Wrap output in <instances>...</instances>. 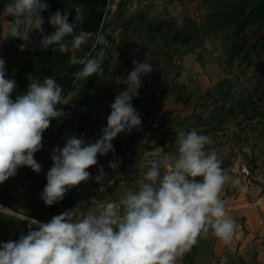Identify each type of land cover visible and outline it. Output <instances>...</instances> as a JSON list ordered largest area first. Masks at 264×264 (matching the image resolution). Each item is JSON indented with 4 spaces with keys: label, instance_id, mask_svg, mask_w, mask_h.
<instances>
[{
    "label": "clouds",
    "instance_id": "9594fccd",
    "mask_svg": "<svg viewBox=\"0 0 264 264\" xmlns=\"http://www.w3.org/2000/svg\"><path fill=\"white\" fill-rule=\"evenodd\" d=\"M48 7L45 0H4L0 11L4 38H19L23 43L18 47L23 50L33 32H39L41 48L52 46L65 52L88 41L90 34L77 30L75 19L69 22V13L59 9L48 17L53 30L45 33L41 13ZM96 45L102 47L95 56L77 61L82 67L76 76L86 79L102 71L109 45L102 31L95 33ZM151 59L146 53L143 60L132 61L134 67L126 77H114L125 88L111 103L106 126L95 141L73 134L62 147H53L52 165L40 193L45 205L62 200L71 187L87 181L97 155L114 150L111 142L117 134L141 124L132 100L142 86L141 78L153 70ZM5 63L0 57V183L20 166L41 171L34 153L41 149L42 134L51 121L65 115L58 105L68 102L63 85L53 75L33 79L26 91L13 98L16 80L6 76ZM175 134L174 150L152 160L138 186L127 188L118 199L105 200L98 210L82 200L46 222L23 216L28 228L18 239L0 242V264H177L178 257L209 229L230 241L236 220L220 195L229 176L211 147L212 136L195 127ZM103 178L101 169L95 179Z\"/></svg>",
    "mask_w": 264,
    "mask_h": 264
},
{
    "label": "rangeland",
    "instance_id": "374dc122",
    "mask_svg": "<svg viewBox=\"0 0 264 264\" xmlns=\"http://www.w3.org/2000/svg\"><path fill=\"white\" fill-rule=\"evenodd\" d=\"M98 1L100 23L74 57L73 89L68 102L71 106L65 108L70 111L67 115L80 120L79 136L92 142L101 135L111 103L125 88L114 77H126L134 67V59L143 60L150 53L153 70L141 78L142 86L132 100L143 117L141 124L117 134L111 142L114 150L98 154L97 164L88 169L91 177L71 187L62 201L72 204L76 187H90L91 191L93 184L109 189L98 197L118 199L132 187L129 181L134 180L138 186L141 173L152 160H160L162 153L174 150L176 131L195 127L212 136L211 147L217 150L228 173L229 179L220 193L225 204L229 205L232 198L239 199L264 215V49L261 56L252 53L248 60L230 61L220 35L205 37L202 45L192 50L184 43L175 47L171 30L184 26L186 18L204 21L208 0ZM97 31H102L109 40L102 71L86 79L76 76L82 67L77 61L95 56L102 47H93ZM246 32L252 41L253 30L249 27ZM55 144H50L52 149L62 145L61 139ZM41 151L34 153L41 164L40 174L22 166L14 176L0 183V242L18 239L27 230L25 215L34 218L35 213L45 209L35 219L46 222L53 215L70 210L62 204L55 209L54 205L45 208L40 193L52 160L49 152ZM101 169L106 172L113 169L121 179L114 178L113 184H108L103 175V180L97 182L95 177ZM26 177L32 182L21 187ZM121 181L125 186L119 184Z\"/></svg>",
    "mask_w": 264,
    "mask_h": 264
},
{
    "label": "crops",
    "instance_id": "0c3cea01",
    "mask_svg": "<svg viewBox=\"0 0 264 264\" xmlns=\"http://www.w3.org/2000/svg\"><path fill=\"white\" fill-rule=\"evenodd\" d=\"M45 2L49 5L41 13L44 19L42 28L45 33H50L53 30V26L48 23V17L58 9L62 12L67 11L69 13V22L75 19L78 28H87L88 24L84 20L81 10L77 11L78 8L74 5L76 0H45ZM3 7L4 0H0V11L3 10ZM5 19H10V17H5ZM3 27L4 25L0 24V57H3L6 62V76L15 77L19 82L23 83L21 86L16 84V88L12 93L13 98L17 94L26 91L28 83L33 79H42L46 75L55 76L57 82L63 85V91L66 87H73L74 57L78 54L81 47L69 49L66 52L52 46L41 48L39 45L41 33L33 32L30 41L21 50L18 45L23 43V41L19 38H4ZM87 32L90 33L89 31ZM71 91L64 96L65 101L69 102ZM68 102L58 105L64 110L65 115L59 121L56 119L51 121L50 126L42 134V147L37 152L44 150L51 154L52 146L50 144L57 143L58 145L61 139L62 145L60 144V146L62 147L68 136L73 134L79 136L77 131L80 120L75 115H67L70 114V111L65 110V108L71 106ZM20 167L17 170L20 171ZM34 174L36 175L35 171ZM23 182L25 184L21 187H27L32 182V179L26 177ZM119 184L125 186L124 182ZM124 186H120V188L124 190ZM89 189L86 186L84 189L76 187L74 189L75 195L71 198L72 204L67 200L64 202L61 200L52 205H54V209L58 204H60L58 205L59 207L62 204L65 209H72L83 200L88 201V207L98 210L102 202L109 200L108 197L100 198L98 195L102 193L100 196H104V194L109 192V189L102 184H93L94 191L92 189L89 191ZM78 191L82 195L87 194L88 197L82 199V195ZM45 208L50 209L52 207L51 205H46ZM226 208L236 220L237 225L232 239L226 242L209 229L207 235L198 236L196 242L178 257L177 264H264V215L251 204L234 198L230 200ZM43 211L45 209L35 213L34 218L42 216ZM59 211L57 209V212Z\"/></svg>",
    "mask_w": 264,
    "mask_h": 264
},
{
    "label": "trees",
    "instance_id": "16d2710c",
    "mask_svg": "<svg viewBox=\"0 0 264 264\" xmlns=\"http://www.w3.org/2000/svg\"><path fill=\"white\" fill-rule=\"evenodd\" d=\"M98 2L76 0L74 3L87 21L86 31L91 32L99 26ZM207 6L204 21L198 23L186 18L184 26L171 30V42L175 47L178 48V44L184 43L189 44V49L192 50L194 47H200L205 37L220 35L230 61L235 58L240 61L248 60L252 53L261 56L264 49V0H208ZM249 27L255 36L252 41L246 32ZM161 28L162 25H159V29ZM72 89V86L66 87L63 95H67ZM140 117L143 120V117ZM87 197V194L81 196L82 199Z\"/></svg>",
    "mask_w": 264,
    "mask_h": 264
},
{
    "label": "built area",
    "instance_id": "2783aa9c",
    "mask_svg": "<svg viewBox=\"0 0 264 264\" xmlns=\"http://www.w3.org/2000/svg\"><path fill=\"white\" fill-rule=\"evenodd\" d=\"M15 78V77H14ZM15 80H16V84H19L20 86L21 85H23V83L22 82H19L16 78H15ZM92 169H96V168H92ZM103 172V175L106 177V180H108V184H113V182H114V178H117V179H121V177L120 176H117L116 175V173H115V171L113 170V169H111V170H108V172H106V171H102ZM36 174H39L40 172H35ZM98 173L96 172L95 173V175H97ZM94 175V176H95ZM111 176H112V178H111ZM122 182V181H121ZM129 183H130V185L131 186H133L134 184H135V181L134 180H131V181H129Z\"/></svg>",
    "mask_w": 264,
    "mask_h": 264
}]
</instances>
